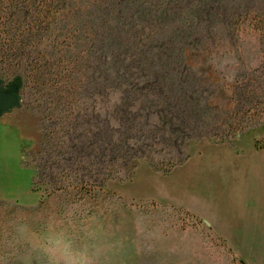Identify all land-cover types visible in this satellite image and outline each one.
Wrapping results in <instances>:
<instances>
[{"label":"rangeland","instance_id":"rangeland-1","mask_svg":"<svg viewBox=\"0 0 264 264\" xmlns=\"http://www.w3.org/2000/svg\"><path fill=\"white\" fill-rule=\"evenodd\" d=\"M2 1L6 0H0V4ZM0 8V15L9 14L8 9L2 5ZM258 8L262 10L260 16H250L241 37L224 38L222 44L205 42L203 50L207 52L199 49L203 55L194 54L193 69L198 82H202L198 93L202 100L210 102L213 112L220 114L219 119H225L234 107L233 112L238 109L233 90L239 83L233 75L241 61L249 64V73L260 69L261 73L255 75L264 90V0H259ZM6 19L0 18V23ZM7 23L0 28V38L21 34L27 26L36 24L22 16ZM82 25L83 22H72V29L77 31L70 36L63 35L53 24L37 26L39 43L34 38L32 44L36 49L10 55L0 52V104L5 103V113L22 122L25 136L19 163L31 169L29 184L24 187L0 183V195L13 196L0 198V264H264V231L256 229L258 195L252 193L243 218L248 179L241 167L245 153L247 158L254 157L250 150L262 148L264 154V108L262 115L258 116V111L257 115L251 114L255 116L246 120L238 133L226 135V141H221L217 132L188 140L185 152L190 161L187 159L170 173L155 170L147 155L118 153L111 165L114 173L105 176L104 186L94 197L77 201L71 189L49 197L44 186L38 191L31 189L36 173L31 156L41 148L43 126L48 123L47 108L55 98L41 82L50 85L51 79H57L54 67L58 60L54 55L59 43L67 45L69 37L75 41L83 38L82 42L89 38L87 29H77ZM76 53L70 55V60H75ZM70 60L61 63L66 65ZM86 64L80 68H89ZM118 98L102 95L99 99L104 111L108 112L107 105L113 106ZM137 100L140 108L136 115L143 121V102L148 99L138 94ZM203 118L209 120L207 116ZM170 150L175 152L157 145L146 154L160 165L173 155ZM0 160L14 163L12 158ZM188 166L198 170L197 176L190 177L193 173L189 172L190 188H201L202 167L211 187L217 186L216 191H211L217 197H200L204 203L192 205V211L179 205L186 195L181 186L185 176L180 172ZM5 172L7 168L0 162V175ZM41 197L45 199L39 205Z\"/></svg>","mask_w":264,"mask_h":264},{"label":"trees","instance_id":"trees-1","mask_svg":"<svg viewBox=\"0 0 264 264\" xmlns=\"http://www.w3.org/2000/svg\"><path fill=\"white\" fill-rule=\"evenodd\" d=\"M0 5L9 10L0 15L9 24L19 16L36 22L21 34L0 38V52L5 55L36 49L32 44L34 38L39 43L37 26L53 24L70 36L77 31L72 22L79 21L83 25L77 29L89 34L84 42L69 37L67 45L59 43L54 55L57 79L50 85L41 82L55 98L47 108L41 148L31 156L36 170L31 189L44 186L47 197L70 189L77 201L96 196L105 176L114 173L111 165L118 153L147 155L155 170L170 173L189 158L188 140L217 132L226 141V135L238 133L257 111L258 116L263 113L259 68L249 73V64L241 61L233 75L239 83L233 90L238 109L219 119L198 93L202 82L192 64L205 42L222 44L224 38L241 37L250 16L262 12L259 0H6ZM74 52H78L75 60H70ZM63 58L70 62L61 63ZM83 63L89 68L81 69ZM138 94L148 99L143 102V121L136 115ZM102 95L119 97L113 106L107 105L108 112L102 108ZM157 145L175 150L160 165L146 154Z\"/></svg>","mask_w":264,"mask_h":264},{"label":"crops","instance_id":"crops-1","mask_svg":"<svg viewBox=\"0 0 264 264\" xmlns=\"http://www.w3.org/2000/svg\"><path fill=\"white\" fill-rule=\"evenodd\" d=\"M2 94L3 91H2ZM5 95L2 97L4 98ZM7 104V103H6ZM8 109L5 110V103L0 104V159H13L14 163L10 164L8 160H0L3 167L7 168V172L0 175V183L3 185L13 186V188L20 186L28 185V181L31 175V169L25 166L20 165V144L24 138V133L22 131L23 127L21 126L22 122L17 120L16 118H12L10 113L7 112ZM260 149L250 150L251 153L253 152L255 155L253 158H247V154H244L243 161L241 167L243 168L244 177L248 179L246 191L244 190L243 194V205H244V213L243 218H246V203L249 202L251 199L252 193L258 195V228L260 232L264 231V154ZM259 154L257 157L256 155ZM188 161H190L188 159ZM203 169V175L205 168ZM193 173L191 176H197L198 170L193 169L191 166H188L185 169H182L180 175L185 176V182L181 184L184 186L185 190V198L181 200L180 206L186 207L190 211H192V205L194 204H203L204 199L209 194L211 198H216L217 194H212L213 190H217V186L211 187L212 184L210 181L206 180L202 175L201 181V188L198 189L197 187L190 188L189 185L191 184L190 180L188 181V175ZM22 180V183H19ZM26 182V184H25ZM193 184V183H192ZM215 185V184H214ZM193 189H196V192H192ZM212 191V193H211ZM13 197V196H12ZM4 195H0V198H12ZM204 198V199H200ZM199 204V205H200ZM257 224V223H252ZM248 228V227H247ZM245 227V230L247 229ZM244 230V231H245ZM264 234V233H263ZM245 236V233H244Z\"/></svg>","mask_w":264,"mask_h":264}]
</instances>
